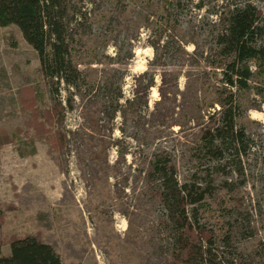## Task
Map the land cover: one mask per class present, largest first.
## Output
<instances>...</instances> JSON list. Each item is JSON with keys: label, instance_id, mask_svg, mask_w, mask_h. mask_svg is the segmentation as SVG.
Instances as JSON below:
<instances>
[{"label": "rangeland", "instance_id": "1", "mask_svg": "<svg viewBox=\"0 0 264 264\" xmlns=\"http://www.w3.org/2000/svg\"><path fill=\"white\" fill-rule=\"evenodd\" d=\"M173 1L60 0L73 86L40 73L17 27L0 28V130L14 137L0 145V238L39 233L61 264H167L181 211L214 209L229 189L211 257L264 264V78L260 94L235 92L249 154L216 158L208 143L217 149L228 88L211 14L229 2ZM22 96L39 112L58 107L61 150L34 135ZM196 222L215 225L204 214Z\"/></svg>", "mask_w": 264, "mask_h": 264}, {"label": "trees", "instance_id": "2", "mask_svg": "<svg viewBox=\"0 0 264 264\" xmlns=\"http://www.w3.org/2000/svg\"><path fill=\"white\" fill-rule=\"evenodd\" d=\"M180 1L182 0H174L173 7L177 8ZM202 1L196 7L203 8ZM228 2V7H218L211 14L218 18L221 26L215 38L222 61L223 91L228 88V93L221 103L217 126L211 134L219 144L216 150L213 149L212 141L208 146L216 158L223 159L226 153L228 159L233 158L240 163L249 154L250 139L244 129L237 126L240 106L235 92L256 90L260 94L261 89L253 85L264 78V8H259L250 1ZM63 13L60 0H0V28L17 27L24 40L36 51L40 73L45 77L64 81L67 86H73L76 72L65 60L66 46L61 30ZM20 101L22 108L28 109L32 114L30 126L34 135L43 138L53 151L61 150L64 136L51 128L55 120L53 118L58 114V107H53L52 111L39 112L34 100L22 96ZM39 116L48 122L49 128L45 129L43 123L38 121ZM13 138L0 130V145L12 142ZM230 193L229 189L219 192L214 209L199 202L191 212L182 208L174 222L177 241L167 264H225L211 257V247L219 236L220 221L215 219L216 216L227 211L228 205L234 203ZM200 214L208 216L214 222V227L199 225L196 221ZM0 223H3L2 215ZM6 245L9 248L8 255L2 252ZM0 264H61V261L56 251L41 240L39 233H25L8 234L0 238Z\"/></svg>", "mask_w": 264, "mask_h": 264}, {"label": "bare ground", "instance_id": "3", "mask_svg": "<svg viewBox=\"0 0 264 264\" xmlns=\"http://www.w3.org/2000/svg\"><path fill=\"white\" fill-rule=\"evenodd\" d=\"M90 233H91V229L88 228V234H90ZM90 238H91V239L93 238V234H90Z\"/></svg>", "mask_w": 264, "mask_h": 264}]
</instances>
